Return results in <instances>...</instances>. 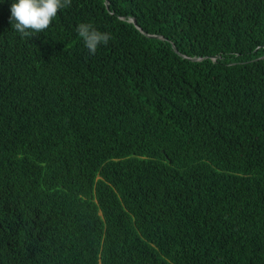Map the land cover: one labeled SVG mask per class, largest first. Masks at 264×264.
Wrapping results in <instances>:
<instances>
[{
	"label": "trees",
	"instance_id": "16d2710c",
	"mask_svg": "<svg viewBox=\"0 0 264 264\" xmlns=\"http://www.w3.org/2000/svg\"><path fill=\"white\" fill-rule=\"evenodd\" d=\"M12 3L0 264H264V0H72L26 38Z\"/></svg>",
	"mask_w": 264,
	"mask_h": 264
},
{
	"label": "clouds",
	"instance_id": "9594fccd",
	"mask_svg": "<svg viewBox=\"0 0 264 264\" xmlns=\"http://www.w3.org/2000/svg\"><path fill=\"white\" fill-rule=\"evenodd\" d=\"M72 0H13L10 23L21 38L44 32L61 9L71 6ZM78 36L90 55H95L100 45H107L110 34L101 32L91 23L81 22L76 27Z\"/></svg>",
	"mask_w": 264,
	"mask_h": 264
},
{
	"label": "water",
	"instance_id": "95a60500",
	"mask_svg": "<svg viewBox=\"0 0 264 264\" xmlns=\"http://www.w3.org/2000/svg\"><path fill=\"white\" fill-rule=\"evenodd\" d=\"M107 5H109V3H107ZM132 22H134V24L136 25V27L137 28H139L140 29V27L138 26V23H137V21L136 20H134V19H132ZM141 30V29H140ZM142 32H144V31H142ZM145 33V32H144ZM146 34V33H145ZM147 35V34H146ZM150 36V35H149ZM150 37H154V36H150ZM177 51V50H176ZM178 52V51H177ZM192 61H196V60H198V59H191Z\"/></svg>",
	"mask_w": 264,
	"mask_h": 264
}]
</instances>
